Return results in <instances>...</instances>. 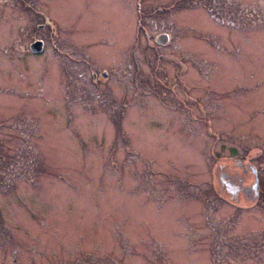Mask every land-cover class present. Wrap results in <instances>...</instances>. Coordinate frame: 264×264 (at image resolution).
<instances>
[{
	"label": "rangeland",
	"instance_id": "374dc122",
	"mask_svg": "<svg viewBox=\"0 0 264 264\" xmlns=\"http://www.w3.org/2000/svg\"><path fill=\"white\" fill-rule=\"evenodd\" d=\"M212 147L264 178V0H0V264H264Z\"/></svg>",
	"mask_w": 264,
	"mask_h": 264
},
{
	"label": "flooded vegetation",
	"instance_id": "af4514ba",
	"mask_svg": "<svg viewBox=\"0 0 264 264\" xmlns=\"http://www.w3.org/2000/svg\"><path fill=\"white\" fill-rule=\"evenodd\" d=\"M16 12L17 11H15V13ZM39 13H40V15H42L41 16L42 19H44V15L46 13L44 14V12L42 10H40ZM44 21H45V23H47V21L45 19H44ZM16 31L11 33L12 40H13V42L11 43V46H12L11 50L12 51H16L15 50L16 39H14L15 35H16ZM52 32L55 33L54 31L51 30V33ZM58 37L61 38V36L59 34H58ZM35 41L41 42L42 40L41 41L35 40ZM42 42H41L42 49L40 52H37L40 54H42L45 51L44 43H42ZM33 43H35V42H32L31 45ZM37 53H35V54H37ZM12 59H14L13 53H12L11 60ZM96 59H97V57H96ZM14 72H16L15 69H14ZM101 73H102L101 77L106 79L107 74L105 72H101ZM93 77H96L95 73L93 74ZM11 81H13V83H14L13 86L17 90L18 86L16 85V81L15 80H11ZM10 88H12V86ZM184 88L186 90L191 89L189 85H185ZM25 92L28 93L27 90ZM217 139L220 140V137L217 136ZM215 148L216 147H212L211 154L214 157L216 162H219V164H221V162H223V161H232L235 164L239 165V168L241 169V171H240L241 175L239 174L238 176L229 175V176L224 177L223 174L220 175V173H218L221 176L220 180H218V181L215 179L216 178V172L215 171L211 172V174H210L211 178L215 182L219 183V194L220 195L227 194L229 196V198H225V197H222V198L224 200L232 201L233 204H235L238 207H255V206H258V209L264 210V178L258 176L257 170L255 168L256 165L249 159L246 161V164H244V162L241 161L239 157L237 158L232 153L233 151L236 150V147H233L232 149H230V153H227V154L220 153L219 151H216ZM217 166H219V165L217 164ZM247 168H249V171L247 170ZM10 183H12L11 180L9 182H7L6 184H10ZM211 203H212V200H211ZM262 213L264 214V212H262ZM238 217H239V219L242 218L241 215H239ZM244 220H246L248 222H254V220H257V219L252 220L251 217H246V218H244ZM243 226H247L249 228H252V227H254V224L247 225L243 222ZM213 227H214V231H217V233L220 237V239H219L220 242L222 241L224 243V247H222V248L230 249V247H232V248L236 249L238 251V253L240 254L244 251V248H247L250 246L252 248H263L264 247V237H258L257 234H251V233H249V231H247L245 233V235H247V238L249 240H242V241L237 240L236 241V240H234V238L229 237L228 234H226V228L228 227L227 224H225V223L219 224V222H217L214 224ZM259 228H260V231L264 232V225H260ZM243 235H240V236L242 237Z\"/></svg>",
	"mask_w": 264,
	"mask_h": 264
},
{
	"label": "trees",
	"instance_id": "16d2710c",
	"mask_svg": "<svg viewBox=\"0 0 264 264\" xmlns=\"http://www.w3.org/2000/svg\"><path fill=\"white\" fill-rule=\"evenodd\" d=\"M210 12L212 13L213 17H215L216 19L218 20H221V21H225L227 19V15L225 12H221V11H215L214 8L212 7V5L210 6ZM217 10V9H216ZM248 14H251V12L245 10L242 14V16H246Z\"/></svg>",
	"mask_w": 264,
	"mask_h": 264
},
{
	"label": "water",
	"instance_id": "95a60500",
	"mask_svg": "<svg viewBox=\"0 0 264 264\" xmlns=\"http://www.w3.org/2000/svg\"><path fill=\"white\" fill-rule=\"evenodd\" d=\"M31 49L37 53V52H40L41 49H42V46H41V42H35L31 45Z\"/></svg>",
	"mask_w": 264,
	"mask_h": 264
}]
</instances>
